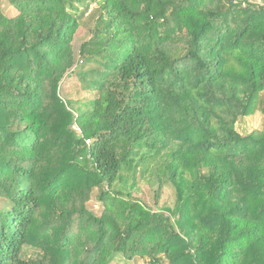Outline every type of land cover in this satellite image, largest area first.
Segmentation results:
<instances>
[{
  "label": "trees",
  "instance_id": "obj_1",
  "mask_svg": "<svg viewBox=\"0 0 264 264\" xmlns=\"http://www.w3.org/2000/svg\"><path fill=\"white\" fill-rule=\"evenodd\" d=\"M10 2L0 264H264V129H236L264 118V3ZM152 161L148 204L136 191ZM166 185L171 207L159 201Z\"/></svg>",
  "mask_w": 264,
  "mask_h": 264
},
{
  "label": "rangeland",
  "instance_id": "obj_2",
  "mask_svg": "<svg viewBox=\"0 0 264 264\" xmlns=\"http://www.w3.org/2000/svg\"><path fill=\"white\" fill-rule=\"evenodd\" d=\"M257 3H264V0H255ZM2 7L4 10V13L9 17H15L18 15V12L15 10V8L12 6L10 0H1ZM92 9V12L89 10L85 17L81 20V27L77 31L75 35V47L76 49L80 47V45L91 36V30L94 28V22L92 21L91 15L95 13V10L98 8L97 5H93L90 7ZM83 63L80 62V66H82ZM91 67V66H90ZM89 66L83 65V71H87ZM77 82V81H76ZM81 85H75L72 84L67 88L68 95L75 96L76 94V88L81 90ZM237 131L241 135H248L254 131H260L264 129V118L260 112H257L256 115L242 118L236 125ZM151 165H149L148 168H145L144 165L139 170V176H138V186H137V196L142 198L143 200H146L148 204H150L155 196V192L157 187H155L156 182V175L154 172V167L156 166V162H150ZM154 187V188H153ZM97 195V190L94 193V198H92V201L89 203L90 209H92L96 214H101L103 211V206L95 199V196ZM175 190L171 186H164L161 191V197H160V205L161 206H173L175 203ZM116 264H125L124 262H119ZM138 264H144L143 262H140Z\"/></svg>",
  "mask_w": 264,
  "mask_h": 264
},
{
  "label": "built area",
  "instance_id": "obj_3",
  "mask_svg": "<svg viewBox=\"0 0 264 264\" xmlns=\"http://www.w3.org/2000/svg\"><path fill=\"white\" fill-rule=\"evenodd\" d=\"M91 143H92L91 140H88V141H87V144H91Z\"/></svg>",
  "mask_w": 264,
  "mask_h": 264
}]
</instances>
